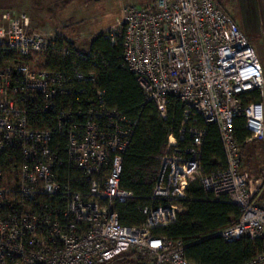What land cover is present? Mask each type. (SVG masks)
<instances>
[{
  "label": "built area",
  "instance_id": "obj_1",
  "mask_svg": "<svg viewBox=\"0 0 264 264\" xmlns=\"http://www.w3.org/2000/svg\"><path fill=\"white\" fill-rule=\"evenodd\" d=\"M26 24L23 14L0 26V264H108L124 251L152 264H196L181 239L153 233L176 221L192 181L205 199L239 207L237 221L215 235L264 239V205L239 171L234 133L242 115L246 140L264 139L263 68L216 0L125 4L121 20L100 33L121 38V53L108 58ZM110 64L132 73L162 119L177 100L215 124L225 153V163L204 172L205 127L180 126L187 144L170 133L153 190L137 206L138 225L122 224L112 207L133 196L120 187V173L137 122L96 88L97 67ZM36 110L53 114L54 129L33 125ZM247 264H264V248Z\"/></svg>",
  "mask_w": 264,
  "mask_h": 264
},
{
  "label": "trees",
  "instance_id": "obj_2",
  "mask_svg": "<svg viewBox=\"0 0 264 264\" xmlns=\"http://www.w3.org/2000/svg\"><path fill=\"white\" fill-rule=\"evenodd\" d=\"M33 4H43V0H30ZM73 0H57L55 6L65 7ZM90 52L102 54L105 58L121 53V38L115 42L106 40L102 34L96 35L89 47ZM85 69V65H79ZM96 88L104 96L109 107L116 108L126 118L136 120L137 124L130 145L123 155L120 173V187L132 192V197L124 202L112 203L122 224L138 225L144 215L137 208L148 201L156 180L160 156L164 153L167 138L172 133L181 144H187V135L181 136L178 129L182 125L205 127L202 146V167L204 172L225 163V153L215 124H205L196 112L186 113L177 100H172L166 119H162L156 107L144 101L141 88L132 73L112 64L96 69ZM256 99L259 97L256 96ZM30 119L36 127H55V117L39 110L30 112ZM33 113V114H32ZM234 133L240 145L243 165L247 131L242 115L234 119ZM64 144L63 139H58ZM241 165V167H242ZM242 171V168L239 169ZM247 179V177H246ZM248 181V180H247ZM183 211L178 212L174 223L153 229L155 235H166L171 239H181L185 244L186 258L196 264H247L252 257L264 248V239L243 236L226 242L214 233L234 223L239 218V207L226 201H212L204 198L198 181L187 187V197L182 200ZM108 264H152V260L139 258L133 251H124Z\"/></svg>",
  "mask_w": 264,
  "mask_h": 264
},
{
  "label": "rangeland",
  "instance_id": "obj_3",
  "mask_svg": "<svg viewBox=\"0 0 264 264\" xmlns=\"http://www.w3.org/2000/svg\"><path fill=\"white\" fill-rule=\"evenodd\" d=\"M55 1L43 0V4L41 1L33 4L30 0H0V26L6 28L12 20L25 14L27 30L77 38L75 47L87 51L96 35L111 29L121 20L125 4L144 5L152 0H73L63 8L56 7ZM251 43L258 55L264 58L262 39H253ZM244 153L242 172L255 198L261 197L264 139L250 141Z\"/></svg>",
  "mask_w": 264,
  "mask_h": 264
},
{
  "label": "crops",
  "instance_id": "obj_4",
  "mask_svg": "<svg viewBox=\"0 0 264 264\" xmlns=\"http://www.w3.org/2000/svg\"><path fill=\"white\" fill-rule=\"evenodd\" d=\"M216 1L234 19V21L238 24L240 29L247 36V38L250 39V41L256 38L262 39L263 41L262 45L264 46V0H216ZM76 43L75 45L77 46ZM258 57L263 68V78H264V58L259 55ZM246 142H250V141L246 140ZM241 168L242 167H240V169ZM260 193L262 196L261 197L256 196L254 202L257 204L264 205V181L260 189ZM182 209H183V205H182Z\"/></svg>",
  "mask_w": 264,
  "mask_h": 264
}]
</instances>
